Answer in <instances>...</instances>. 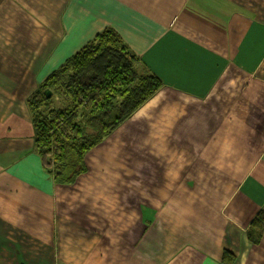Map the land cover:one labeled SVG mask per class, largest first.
<instances>
[{"label":"crops","instance_id":"obj_1","mask_svg":"<svg viewBox=\"0 0 264 264\" xmlns=\"http://www.w3.org/2000/svg\"><path fill=\"white\" fill-rule=\"evenodd\" d=\"M106 29L163 84L56 183L28 100ZM260 211L264 0H0V264H264Z\"/></svg>","mask_w":264,"mask_h":264},{"label":"trees","instance_id":"obj_2","mask_svg":"<svg viewBox=\"0 0 264 264\" xmlns=\"http://www.w3.org/2000/svg\"><path fill=\"white\" fill-rule=\"evenodd\" d=\"M138 59L111 29L97 34L37 86L28 100L33 144L56 183L72 184L85 172V153L129 118L161 86L152 72H138ZM66 101L54 108L43 91ZM53 97V96H52ZM264 228L257 213L248 231L256 242ZM233 260L225 254V261Z\"/></svg>","mask_w":264,"mask_h":264},{"label":"rangeland","instance_id":"obj_3","mask_svg":"<svg viewBox=\"0 0 264 264\" xmlns=\"http://www.w3.org/2000/svg\"><path fill=\"white\" fill-rule=\"evenodd\" d=\"M32 94V93H31ZM53 96V97H52ZM52 99L50 100V106L54 107V108H58L61 106H64L66 104V101L63 97H61L60 95H58V93H55L53 95V93L51 92V96ZM49 97V98H50ZM27 105V104H26Z\"/></svg>","mask_w":264,"mask_h":264},{"label":"water","instance_id":"obj_4","mask_svg":"<svg viewBox=\"0 0 264 264\" xmlns=\"http://www.w3.org/2000/svg\"><path fill=\"white\" fill-rule=\"evenodd\" d=\"M43 93H44L45 97H47V98H49L51 96V91L49 89H45L43 91Z\"/></svg>","mask_w":264,"mask_h":264}]
</instances>
